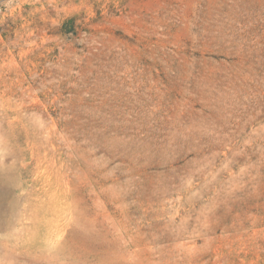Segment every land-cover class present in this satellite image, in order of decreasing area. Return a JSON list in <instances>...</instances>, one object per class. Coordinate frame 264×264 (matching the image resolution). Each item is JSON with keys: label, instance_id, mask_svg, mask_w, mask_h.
<instances>
[{"label": "rangeland", "instance_id": "1", "mask_svg": "<svg viewBox=\"0 0 264 264\" xmlns=\"http://www.w3.org/2000/svg\"><path fill=\"white\" fill-rule=\"evenodd\" d=\"M0 264H264V0H0Z\"/></svg>", "mask_w": 264, "mask_h": 264}]
</instances>
